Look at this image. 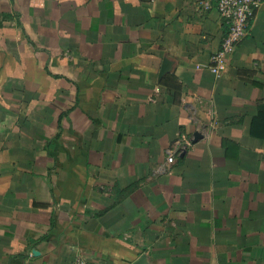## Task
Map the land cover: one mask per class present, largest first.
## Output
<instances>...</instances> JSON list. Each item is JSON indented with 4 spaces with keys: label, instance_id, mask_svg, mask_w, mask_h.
Instances as JSON below:
<instances>
[{
    "label": "crops",
    "instance_id": "crops-1",
    "mask_svg": "<svg viewBox=\"0 0 264 264\" xmlns=\"http://www.w3.org/2000/svg\"><path fill=\"white\" fill-rule=\"evenodd\" d=\"M199 1L0 0V264H264V5L217 78Z\"/></svg>",
    "mask_w": 264,
    "mask_h": 264
},
{
    "label": "built area",
    "instance_id": "built-area-1",
    "mask_svg": "<svg viewBox=\"0 0 264 264\" xmlns=\"http://www.w3.org/2000/svg\"><path fill=\"white\" fill-rule=\"evenodd\" d=\"M263 5L264 0H200L197 3V9L202 12L216 9L228 28L221 48L210 58L209 69L215 77L220 78L226 72L230 57L250 35L256 13ZM173 162V157H169L168 163ZM71 264L98 263L80 255Z\"/></svg>",
    "mask_w": 264,
    "mask_h": 264
},
{
    "label": "water",
    "instance_id": "water-1",
    "mask_svg": "<svg viewBox=\"0 0 264 264\" xmlns=\"http://www.w3.org/2000/svg\"><path fill=\"white\" fill-rule=\"evenodd\" d=\"M167 65V64H166ZM167 72V69L166 67L164 66L162 71H161V77L164 76ZM145 261H146V258L144 257L143 259H141L140 261H138L137 263L135 264H145Z\"/></svg>",
    "mask_w": 264,
    "mask_h": 264
}]
</instances>
